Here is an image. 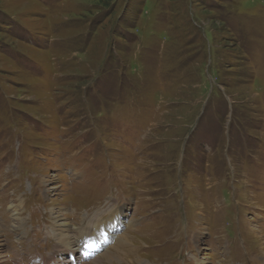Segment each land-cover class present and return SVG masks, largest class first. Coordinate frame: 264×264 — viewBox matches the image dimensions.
Returning a JSON list of instances; mask_svg holds the SVG:
<instances>
[{"label": "rangeland", "instance_id": "374dc122", "mask_svg": "<svg viewBox=\"0 0 264 264\" xmlns=\"http://www.w3.org/2000/svg\"><path fill=\"white\" fill-rule=\"evenodd\" d=\"M53 258L264 264V0H0V264Z\"/></svg>", "mask_w": 264, "mask_h": 264}, {"label": "bare ground", "instance_id": "6f19581e", "mask_svg": "<svg viewBox=\"0 0 264 264\" xmlns=\"http://www.w3.org/2000/svg\"><path fill=\"white\" fill-rule=\"evenodd\" d=\"M44 214H45V212H44ZM110 214L111 215L106 219H103L101 216L97 217V215H95L94 218H96L97 220L93 222L94 223L93 229L89 230L86 234H83L82 236L79 235L80 240L82 241V244H83V246H81L82 249L84 248L85 243L89 242L90 240L99 242L98 243L99 246H101L100 244L101 243L103 244V242L106 243L107 241H114V244H116V245L112 246L111 248H114L116 250H118L124 244L126 245V243L128 242L126 236H119V234H117V233H116V235H114L112 232V231H115V229L117 230V228L121 224V221L119 219L120 218V211L113 212V213L110 212ZM14 215H17V213H15ZM47 215H49V214H47ZM14 218H15V216H14ZM85 219L86 218H84V220ZM21 226H22L21 224L18 225V227H21ZM58 236H60V233H56V235H55V237H57L56 240H58L57 245L61 250L62 249L65 250L64 252H66V255L72 254V252H75L79 249L80 244H76V243L71 242L72 235H68L67 237H58ZM90 236H92V238L88 239V237H90ZM69 240H70V242H68ZM95 246H96V244H95ZM76 247H77V250H76ZM99 248L100 247L97 248V246H96V248L92 247L90 250V256ZM108 254H111V253L109 252ZM108 254L103 255L102 258L107 257ZM96 258H98V257H96ZM96 260H98V259H96ZM115 261L117 262V260H113V262H115ZM119 261H121V260H119ZM51 264H55V258H53Z\"/></svg>", "mask_w": 264, "mask_h": 264}]
</instances>
